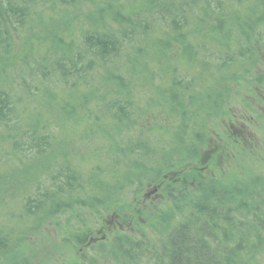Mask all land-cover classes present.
Returning <instances> with one entry per match:
<instances>
[{
    "label": "trees",
    "instance_id": "obj_1",
    "mask_svg": "<svg viewBox=\"0 0 264 264\" xmlns=\"http://www.w3.org/2000/svg\"><path fill=\"white\" fill-rule=\"evenodd\" d=\"M263 58L264 0H0V264L134 186L164 201L86 264H264V179L188 172Z\"/></svg>",
    "mask_w": 264,
    "mask_h": 264
},
{
    "label": "rangeland",
    "instance_id": "obj_2",
    "mask_svg": "<svg viewBox=\"0 0 264 264\" xmlns=\"http://www.w3.org/2000/svg\"><path fill=\"white\" fill-rule=\"evenodd\" d=\"M259 75L262 76L261 83L255 80ZM205 143L194 164L188 167V172L196 170L201 179L226 184L256 177L264 179V58L255 72L235 88L220 120L208 126ZM45 163L44 159H40L28 163L26 168L30 164ZM135 189V186L128 187L114 201L113 204L117 202L119 207V218H113L110 208L100 213H66L33 233L24 255L32 260V264H86L88 259L99 261L97 251L100 245H108L114 237L128 234V231L133 234L147 228V215L136 208L137 201L133 200H161L163 196L153 193L151 186L143 188L139 196L133 193ZM127 218L130 219L129 225L126 224ZM86 230H90L87 241L92 239L94 246L75 247L70 240L71 235Z\"/></svg>",
    "mask_w": 264,
    "mask_h": 264
},
{
    "label": "flooded vegetation",
    "instance_id": "obj_3",
    "mask_svg": "<svg viewBox=\"0 0 264 264\" xmlns=\"http://www.w3.org/2000/svg\"><path fill=\"white\" fill-rule=\"evenodd\" d=\"M91 244V245H90ZM88 245H90V246H94V244H93V240L91 239L90 241H87V244L86 245H84V246H88ZM31 260V259H30Z\"/></svg>",
    "mask_w": 264,
    "mask_h": 264
}]
</instances>
